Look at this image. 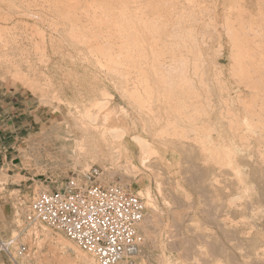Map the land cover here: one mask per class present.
<instances>
[{"label":"rangeland","instance_id":"1","mask_svg":"<svg viewBox=\"0 0 264 264\" xmlns=\"http://www.w3.org/2000/svg\"><path fill=\"white\" fill-rule=\"evenodd\" d=\"M40 4L0 1V264H98L27 219L91 168L144 205L138 253L118 264H264V0ZM82 107L140 140L62 153L55 111Z\"/></svg>","mask_w":264,"mask_h":264},{"label":"built area","instance_id":"2","mask_svg":"<svg viewBox=\"0 0 264 264\" xmlns=\"http://www.w3.org/2000/svg\"><path fill=\"white\" fill-rule=\"evenodd\" d=\"M99 176L100 171L91 168L84 184L71 178L61 189L41 193L27 219L61 231L98 264H117L138 251L144 205L118 186L99 185Z\"/></svg>","mask_w":264,"mask_h":264},{"label":"bare ground","instance_id":"3","mask_svg":"<svg viewBox=\"0 0 264 264\" xmlns=\"http://www.w3.org/2000/svg\"><path fill=\"white\" fill-rule=\"evenodd\" d=\"M0 1L5 2L6 0H0ZM33 1L34 2L43 1L44 4H40V5L43 6V8H46V10H51V9L55 10L59 7V5L70 7V10H73L74 8H78L79 10L92 8L95 10V9H98L99 6H101V5H99L100 0H92L91 2H90V0H58L59 2H56L57 0L56 1L55 0H33ZM258 12H259V10H258ZM86 23H88V22H86ZM8 37L6 36L5 32L2 31V29H0V45H2V47H4V46L6 47V45L8 46V44H9ZM231 38H232V46H233L236 43L237 38L235 35H233ZM4 54H5V52H4ZM119 88L121 89L122 87H119ZM122 95H124V94H122ZM55 113H56V116L60 117V119L62 120V122H60L61 124L59 126H56L57 127L56 128L57 129L56 141H57V144H58L59 148L61 149L62 153H69V152L78 151L80 153V155L82 156V154H87V153L89 154L90 152H92V153L96 152V155H97V152H98L97 150H99V147H100V146H98V144H102V146H103V148L101 147L100 150L104 149L105 147H106V149H108V147H110L109 151H113L115 149V151L117 153H121L124 151L122 149L124 136H129L130 139H135V140L139 139L138 137H136L138 135H135V133L133 134L132 130H129L127 128L122 129V127L117 126L118 125L117 123H116L117 125L116 124H113V125L110 124L111 128H109V131L107 132L104 125L109 121L108 118H109V115L111 113H109V112L107 113L104 110H95L92 108H83L82 110H80V109H75L74 111L69 110L67 112V115L62 114L61 110L60 111L56 110ZM112 113H113V111H112ZM101 116H103V117H101ZM118 123H120V122H118ZM108 125H109V122H108ZM100 128H101V130L99 131L98 129H100ZM80 133L82 136L81 139H77V138L73 139V140L71 139L72 141L69 139L70 138L69 136L73 137V135L80 134ZM98 133L100 134V137L98 136V138H97ZM63 134H65V137H62ZM144 134H146V133H144ZM107 135L111 139L110 144L106 140ZM99 139L101 140L100 143L98 142ZM142 141H144V140H142ZM147 143L148 142L145 140L144 145H146ZM103 151L104 150H102V152ZM98 154H100V153H98ZM116 166H118V165H116ZM138 195H140V194H138ZM142 197H143V195H142ZM145 199H146L145 207H148L149 202H150L148 193H146ZM145 221H146L145 217H143L142 221L138 224V228H140L141 230L144 229L142 224L147 222V221L146 222ZM138 250H139V248H138ZM137 253H138V251H137ZM82 262H83V264H95L94 260H92L91 258L84 259V260H82Z\"/></svg>","mask_w":264,"mask_h":264}]
</instances>
